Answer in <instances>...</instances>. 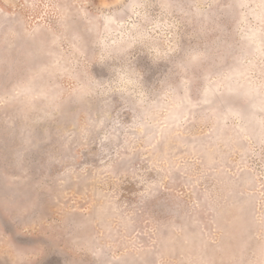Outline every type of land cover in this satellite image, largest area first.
Wrapping results in <instances>:
<instances>
[{
	"label": "rangeland",
	"instance_id": "1",
	"mask_svg": "<svg viewBox=\"0 0 264 264\" xmlns=\"http://www.w3.org/2000/svg\"><path fill=\"white\" fill-rule=\"evenodd\" d=\"M0 264H264V0H0Z\"/></svg>",
	"mask_w": 264,
	"mask_h": 264
}]
</instances>
